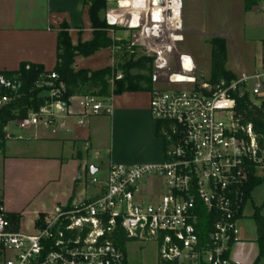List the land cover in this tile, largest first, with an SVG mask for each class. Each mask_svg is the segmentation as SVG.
<instances>
[{
    "label": "built area",
    "instance_id": "built-area-1",
    "mask_svg": "<svg viewBox=\"0 0 264 264\" xmlns=\"http://www.w3.org/2000/svg\"><path fill=\"white\" fill-rule=\"evenodd\" d=\"M106 17L111 25L119 24L111 23L109 13ZM160 47L148 50L155 55L154 68L167 74L169 61ZM180 64L186 80L169 74L167 81L189 84L188 89L150 93L164 160L111 162L103 177L96 176L99 168L86 165L93 193L86 190L52 215H40L34 233L14 229L1 208L0 264H125L129 241L154 244L158 264L230 263V251L241 239L246 187L251 176H264V128L241 106L247 97L250 108L264 112V55L252 71L217 83L197 81L190 55H182ZM47 78L40 84L46 86L43 104L9 122L17 129L41 125L56 133L68 118L84 127L91 117L112 113L109 98L67 96L55 71ZM0 85L15 93L21 88V82L4 75ZM261 118L264 124V114Z\"/></svg>",
    "mask_w": 264,
    "mask_h": 264
},
{
    "label": "crops",
    "instance_id": "crops-1",
    "mask_svg": "<svg viewBox=\"0 0 264 264\" xmlns=\"http://www.w3.org/2000/svg\"><path fill=\"white\" fill-rule=\"evenodd\" d=\"M206 4L207 0H113L108 13L113 24L131 21L129 32L146 48L157 50V44L161 45L159 53L169 61L166 73L175 54L172 66L179 72L170 74L182 73V55H190L195 73V58L182 51L180 44L185 42V34L201 25L207 15ZM63 23L69 25L74 45L94 37L86 0H0V71L19 70L22 63L41 64L47 72L53 71ZM180 36L167 49V40ZM98 55H103L106 65L87 66L88 59ZM109 60L105 50H98L90 56H76L74 68L97 70L112 66ZM151 91L107 97L112 113L91 117L84 127L78 126L73 117L56 133L50 129L41 134V125L30 130L7 125L4 150L0 151V209L18 215L14 229L34 233L40 215L50 216L57 206L81 198L76 187L81 183L82 159L97 160L107 155L106 169L111 162L153 164L164 160V143L157 135L149 106ZM96 152L100 156L95 157ZM242 221L241 239L230 251L229 264H256L260 254L258 228L253 220L250 232ZM257 264H264V256Z\"/></svg>",
    "mask_w": 264,
    "mask_h": 264
},
{
    "label": "rangeland",
    "instance_id": "rangeland-1",
    "mask_svg": "<svg viewBox=\"0 0 264 264\" xmlns=\"http://www.w3.org/2000/svg\"><path fill=\"white\" fill-rule=\"evenodd\" d=\"M246 0H207V15L203 16L201 25L195 27L194 30L185 34V42L180 44V48L184 52H190L195 58L197 63V69L194 75L198 82L211 80L212 69V53L214 51L211 41L214 38H224L226 40L225 47H216L217 50L225 49L227 51V65L226 69L234 73L237 77L240 74L248 73L252 71L255 64L264 55V0L258 5L246 10ZM113 0H108V4L105 10L101 11L102 18L107 21V13L112 6ZM115 28L110 29L108 32L109 37L115 42V44L108 48H102L105 50L109 57V62L112 66L120 72V64H123L129 58H138L144 55H153L148 48L143 44L134 40L132 33L129 32L128 21L120 24L111 25ZM169 38L167 40V49H171L174 45V40L180 39ZM166 43V42H165ZM164 43V44H165ZM119 44V46H115ZM133 54V55H132ZM101 56V55H100ZM176 54L172 57V64L176 58ZM87 66L91 68H99L101 65H106L103 55L101 57L95 56L88 59ZM163 61L162 58L160 60ZM167 71V74L158 72L154 68L153 72L149 73L144 71V74L151 75L153 79V89H188L189 84H171L167 82V77L171 72H179L177 66H172ZM132 73H137L136 70H131ZM179 80H186L182 78V74H176ZM44 85V84H43ZM144 87V85H143ZM46 88V86H44ZM40 96H45L47 93L43 90ZM50 129L41 128V134H47ZM109 163L107 155H102L99 159L90 157L82 159L80 163L79 173L82 176V182L76 187L77 195H82L88 190V194H92V186L89 181L92 178V174L86 171V165H97L100 167V171L96 173L97 177H103L106 166ZM80 197V196H79ZM255 207L261 208V214L264 216V182L256 187L251 198L245 208L244 216L242 220L245 222V227L251 232L254 226L253 214ZM239 222L240 231L243 226V221ZM248 223V224H247ZM248 227V228H247ZM254 233V232H253ZM253 237L256 238V233ZM127 255L129 258V264H158V254L156 246L152 243L142 244L134 241L127 243Z\"/></svg>",
    "mask_w": 264,
    "mask_h": 264
},
{
    "label": "trees",
    "instance_id": "trees-1",
    "mask_svg": "<svg viewBox=\"0 0 264 264\" xmlns=\"http://www.w3.org/2000/svg\"><path fill=\"white\" fill-rule=\"evenodd\" d=\"M263 0H246V10L258 5ZM88 12L90 15L94 37L90 41H80L74 45L69 35V25L61 24L58 31L57 63L53 71L63 81L66 87L67 96L76 94L92 93L101 97H110L124 92L151 91L153 90V79L144 71L153 72V63L155 55H144L136 59L129 58L123 64H120L122 77H118L119 70L116 66H106L97 70L74 68L76 56H90L102 48H108L115 44L109 37L108 32L115 27L109 25L101 16V11L105 10L108 0H86ZM214 51L212 53L211 83H217L222 79L232 80L237 76L226 69L227 51L225 49L217 50L216 47H225L224 38H214L211 41ZM115 46H119L116 44ZM133 55V54H132ZM137 73H132L131 70ZM47 72L43 65L33 63H22L19 70L0 71V75L14 78L21 82V88L17 93L10 88L0 85V100L5 101L0 107V151L3 152L7 133L5 127L14 119L28 116L30 109H38L44 102V97L40 96L44 86L40 84L47 81ZM40 85V86H39ZM144 85V87H143ZM241 106L246 109L247 116L256 125L264 128L262 124L263 111L253 107L250 108L248 98L241 99ZM264 182V176H251L246 187V201L250 200L253 190ZM7 217L14 223L18 221V215L6 213ZM253 219L258 228V242L260 245V254L256 264L264 256V216L261 214V208L255 207ZM208 228V227H207ZM210 229V226H209ZM208 231V230H207ZM124 246V241H121ZM125 264H129L128 261Z\"/></svg>",
    "mask_w": 264,
    "mask_h": 264
},
{
    "label": "water",
    "instance_id": "water-1",
    "mask_svg": "<svg viewBox=\"0 0 264 264\" xmlns=\"http://www.w3.org/2000/svg\"><path fill=\"white\" fill-rule=\"evenodd\" d=\"M122 76H123V74L121 72H118V77H122ZM8 100L9 99H7V98L3 99V100H0V107L5 101H8ZM91 168H92L93 171H95V166H92Z\"/></svg>",
    "mask_w": 264,
    "mask_h": 264
}]
</instances>
